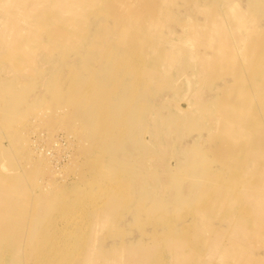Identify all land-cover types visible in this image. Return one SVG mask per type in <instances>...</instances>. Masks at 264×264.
I'll use <instances>...</instances> for the list:
<instances>
[{
    "label": "bare ground",
    "instance_id": "6f19581e",
    "mask_svg": "<svg viewBox=\"0 0 264 264\" xmlns=\"http://www.w3.org/2000/svg\"><path fill=\"white\" fill-rule=\"evenodd\" d=\"M188 1L193 2L181 0V3ZM178 7L176 0H0V58L6 59L19 73L35 74L37 79L33 85L23 86L11 94L0 92V115L6 125L16 123L26 112H34L42 102L47 107L70 108L76 99L72 109L77 121L60 128L70 130L81 139L86 137L89 147L96 152L107 153L112 171L117 167L118 144H123L126 137L127 118L131 127H140V133L144 123H154L156 137L198 128L196 123H189L198 115L208 116L207 123L214 127V135L208 140L212 151H192L182 142V156L175 155L177 166L174 168L171 162L167 163V146L159 145L155 151L150 144L139 143L138 135L127 133L132 144L128 156L135 155L139 166L145 165L144 158L153 157V165L171 178L162 174L161 182L173 185L175 195L184 198L176 214L159 206L156 194L152 193L131 204L129 223L140 232V237L124 239L120 221L113 219L122 214L117 211L121 202L131 201L126 195L128 183L115 179V173H105L99 162L87 167L90 178L95 181L90 187H97V192L107 199V204L100 205L101 210L96 213L97 219L100 218L96 223L102 225L96 232L107 233L110 227L119 226L107 234L111 242H101L98 246L89 241L77 245L72 230L56 225L72 210L84 207L82 203L92 197L88 191L76 195L58 186L52 193L46 188L45 199L38 203L33 199V203L23 200L19 196L21 186L35 179L24 168L23 173H17L19 167L11 163L12 169L4 171L0 161V264H191L192 261L194 264L195 261L198 264H264V257L258 258L249 248L250 243L264 238V0L255 4L253 13L236 12L238 21L231 26L221 24L218 11L200 10L204 22L192 17L175 29L171 27L175 15L170 11ZM226 14L234 21L232 11ZM168 19L171 23L165 32L161 27ZM248 19L255 21L252 29L245 26ZM198 46L205 52L200 53ZM137 64L142 65L140 71L135 70ZM160 66L166 75L177 72L188 80L183 92L188 108L173 104L177 112L155 117L150 109L162 106L164 100L152 96L156 94L138 85L135 79L143 78L147 84L148 70L150 74L151 67L155 70ZM66 67L70 73L81 76L73 77L79 81L70 89L65 87L63 77ZM188 69L197 71V84L188 78ZM206 69L212 79L215 73L222 79L218 88L202 99L215 107L217 118L208 115L209 110L204 108L198 109L197 116L189 109L192 105L189 98L198 94L203 79L200 73L204 74ZM176 83H167L169 90L180 88V83ZM9 88L13 89L0 85V91ZM143 90L144 99L138 96ZM87 112L88 118L84 120ZM142 113H145L144 119ZM43 114H48L45 109ZM103 118L106 123H101ZM112 119L117 123H112ZM164 120L167 122L162 123ZM179 123L183 124L181 129L174 127ZM201 123L204 122L201 120ZM50 132L40 130L33 135L40 138L44 133L46 139L55 141ZM34 142L35 138L29 137L28 152L34 159L44 158L45 150L33 148ZM68 143L73 145L71 141ZM222 143L230 147L224 149L220 146ZM11 145L0 146V159L9 160L17 148ZM79 150L84 155L89 152L82 146ZM209 156L223 168L214 169L207 160ZM22 160L29 162L25 155ZM85 172H78L77 176H85ZM96 173L101 176L99 179L93 177ZM223 178H226L224 193L219 196L221 200L214 201L215 182L218 184ZM78 180L73 181L78 183ZM81 180L85 182L84 178ZM243 184L251 187L250 192L237 200L228 199ZM111 187L113 191L109 190ZM118 187H122V193H118ZM186 196L192 201H186ZM209 202L221 209L219 216L206 208ZM244 208L249 210L250 217H242L241 224L238 221L234 224L235 215ZM34 221L41 223L37 229L31 225ZM129 228L126 231L133 229ZM192 241L195 246L190 245Z\"/></svg>",
    "mask_w": 264,
    "mask_h": 264
},
{
    "label": "rangeland",
    "instance_id": "374dc122",
    "mask_svg": "<svg viewBox=\"0 0 264 264\" xmlns=\"http://www.w3.org/2000/svg\"><path fill=\"white\" fill-rule=\"evenodd\" d=\"M258 2L259 0L258 1L257 0H193V2L188 1L187 3H184L183 5V3H181V0H176V4L179 6L178 9H175L174 11L173 10L170 11V13H173L175 15V18L172 19L173 23H171L170 19H168L167 21L164 22L163 26L161 27V30H164L166 32L167 27L170 26V23H171V27L174 26L173 28L176 29L178 26L184 24L185 21L187 20L189 21L190 19H192V17H194L195 19L196 18L198 19L199 17L200 20L204 22L205 17L199 13L200 10L218 11L220 13V16L218 17L221 18V24H224L225 26H231L234 22L238 21V15L236 14V12H240L243 15L247 13H253V7L255 6V4H258ZM229 11H232L234 13V15L229 14L231 15V17L233 16L234 21H232L229 18V16H227L226 12L228 13ZM254 24H255V21L253 19H248L247 22L245 23V26L247 27V29L249 28L252 29ZM161 45H165V44L161 43ZM172 47L173 46H171V48ZM197 50L200 53L205 52V49L202 46H198ZM90 61H93V60H90ZM38 64H41L39 59H38ZM88 64L89 62L87 63V65ZM26 65L28 67H31L29 63H26ZM75 65H77L78 67H83L79 63H75ZM139 65L140 66H138V64L135 65V70H138V71L141 70L140 68L142 67V65L141 64ZM135 70H134V73H135L134 78L137 75ZM144 72L146 71L144 70ZM214 72H217V71L214 70ZM218 72H220V70ZM187 73L189 74L188 78L191 81L194 80L196 83L197 71L195 72V71L188 69ZM170 74L166 75L165 73H163L161 66L159 69H155V70L152 69L151 67L150 74L148 70V75H147L148 79L146 80L148 81L147 84L145 83V80L143 78L138 77V79H135V81L137 80L138 85H142L143 88L146 86L148 88V91L156 94L152 96L158 97V99L161 101L162 99L164 100L163 101L164 104L162 106L158 105V107L150 109V114L155 117L157 116V114H160V113L177 112L176 110L177 107L175 108L173 104H176V105L180 104L181 106L187 105V108H188V104L186 102L187 97L186 98L183 97L184 96L183 92L186 91L185 83H187L188 80L186 81V78H184L183 76L181 77L178 76L177 72H174L171 75ZM200 75L201 76L203 75V79L200 82L199 90L197 91L198 94L196 95V97L198 95L200 97L198 96L199 98L197 100L195 99L196 97L195 98L192 97L191 99L189 98V100L191 101L190 103H192V105L189 106V109L193 114L195 113L200 114L198 109L204 108L206 110H209L208 115H212L214 118H217L215 107L213 108L210 102L202 101V99L204 100L206 96H209L211 92H213V89H217L218 86L221 84L222 79L219 78L220 77L219 73H215L214 78L212 79V75L209 69H206L204 71V74L200 73ZM74 76H80V75L70 73L68 67H66L63 73V77L66 80L65 87L67 89H70V87L73 84H77V82L79 81V80H74L73 79ZM177 78L179 79L177 81H174ZM222 78H228V77L222 76ZM36 81L37 79L35 77V74L25 75V74L19 73L16 69H13L10 66V63L6 59L0 58V85L11 86L13 88V89L9 88L7 90H2L0 92L4 94H11L19 90L23 86L25 87V86L33 85ZM174 82H177L176 84L180 83V88H176L175 90H169L170 88L167 87L168 85L167 83L171 84ZM143 91L141 92L140 95L138 94V96H141L142 99H144V94H145V91L144 92ZM137 92H138V89H136L135 93ZM146 101H148L147 98H146ZM75 104H76V99L73 101L72 107L70 108L65 107V106L64 107H55V106L47 107L42 102L39 105V108L35 110L34 112H31V113L26 112L25 114L20 116L17 121H15L16 123H7V125L6 123L2 121L1 115H0V146L8 147V146H12L11 144H14L17 147L16 149L13 150L9 160L8 158H4V157L0 159L1 164H3L5 168V169L3 168V170L9 171L10 169H12L10 166V163H11L19 167L17 169L18 172L16 171L17 173H23L24 169H26L29 175H32L33 178L35 179V181L31 183L28 182L27 180L26 184H23L21 186L22 188H21V191L19 192V196L23 200L29 199L30 202H32V199H33L34 202L38 203L41 200L45 199L46 188L49 189V191L46 190L47 192L52 193L54 190L56 191L57 187L59 186L58 189L60 188L65 189L71 194H73L72 192H74L76 195L83 194L84 190L88 191L92 195V197H90L89 199L87 198L85 200L86 202L84 201L82 203V206L84 207L82 208L79 207L77 209L72 210L68 215L63 216L56 224L61 229L68 228V230H72L74 233L72 238L77 241L76 242L77 245H79L82 242H88V241L89 243L94 242L93 244L95 246H98L101 242L109 243L111 242L112 239L107 234L112 233L114 228L119 227V226L110 227L107 233H102L100 230L96 232V230L98 228L101 229V226H102L96 223L97 220L100 219V218L97 219L96 213L99 212V210H101L99 208L100 205L107 204V199H105L101 194H99V192H97V187H90L95 183V181L90 178L89 171L86 169L87 167L94 165L95 162L100 163V167L106 171L105 173H108V174L115 173V179L122 181V182L126 181L128 183L126 195L129 196L130 198L129 201L130 200L131 201L128 203L126 201L121 202V206L117 208V211L122 213L121 216L113 217V219L120 221L119 222L120 227L121 229L124 230V233H123L124 239L135 238L140 234V232L136 230L135 226L129 223L132 219V216L130 215V212L128 211V207H130L131 204H134L135 201H137V199L141 197L148 198L147 193H152L153 195L156 194V202L159 203L158 205L161 206L162 208L165 206V209L171 212L173 211L175 214L179 212L180 206L183 203L182 201L184 198L182 199L178 195L177 196L175 195V191H174L175 188L173 187V185H171L170 183L164 184L160 180L162 177H164L162 176V174L170 178L169 174L162 173L158 167L153 165V159H154L153 157L144 158L143 159L145 162L144 166L142 165L139 166L136 163V158H134L135 155H131V157H129L128 154L129 152H131L130 148L132 144H131V140L128 137L127 133L129 134V132L131 133L133 132L134 134L138 135L139 143H143L144 145L150 144L151 146H153L155 151H158L159 145L167 146L168 147L167 153H169L168 155L165 153V156H167V163L169 164L171 162L170 163L171 167L174 168L175 165L177 166V164H175V161H177V158L175 155L182 156L181 148H180L182 142L185 145L187 144V146H189V148L192 149V151L196 149H203L206 152L208 151V153L212 151L210 150L211 148L208 143V140L210 139L209 138L210 136L214 135V132H213L214 127L213 125H211V123H207V120H209L208 116L202 117L199 115L197 116L195 114L197 117L194 119V122L191 121L189 123H196L198 128H192L186 131L185 133H180L178 135H171L169 137H166V136L164 137L162 134H157V137H156V134H153L154 133V128H153L154 123H144L142 132L140 133L138 131L140 127L139 126H135L134 128L131 127L129 123V119L127 118L125 121V123H127L126 124V128H127L126 137H124L123 139V144L122 143L118 144L120 151L116 153V155L118 156L117 163H116L117 167L115 168L114 171H112L111 168L109 167L110 166L109 164L110 156L107 153L96 152L93 148L89 147L90 142L88 141L86 137L81 139L77 134L75 135L74 133H70L71 132L70 130H63L60 128L61 125L68 124L69 122H72V120L77 121L75 112L72 109ZM187 108L181 109V110H186ZM44 109L46 110L48 114H43ZM145 111H147L146 107H145ZM88 115H89V112L85 114L84 120H87ZM144 116H145V113H142L143 119H144ZM201 120L204 123H201ZM166 122L167 120H164L162 123H166ZM101 123H106L104 118L102 119ZM112 123H117V122L114 119H112ZM174 127L181 129L183 127V124L182 123H179L178 125L174 124ZM36 128L38 130L35 131L34 129ZM40 130H47V131L50 130L51 131L50 133L54 135V136L51 135L53 136L52 139H54L55 137V141L54 140L51 141V138L46 139L44 133H41L40 138L37 137L36 135H33V133L38 132ZM138 132L140 134H138ZM143 134H144V137H142ZM15 136L20 137V139L15 140L13 138ZM29 137L32 139L35 138V141H36L34 142L35 144L34 143L32 144V147L35 146V148L40 149L41 152L45 150V152L42 153L44 158L34 159L32 155L28 152ZM36 138H38V140H36ZM163 139L168 141L167 143L169 144H165V141ZM66 140L68 142L71 141L73 145L70 146V144ZM228 145L229 144L227 143L226 144L222 143L220 146L225 149V148L230 147ZM81 146L84 147V149L89 150V152L86 155H84L83 151L81 152V150H79ZM187 150L184 149L183 151H185V153H188ZM185 153L183 155H186ZM24 155L29 159V162H24L22 160ZM153 156H157V155H153ZM174 156L175 158L173 159ZM203 158H206L204 154H203ZM207 160H210V165L213 168L215 167L214 169L223 168L222 164L218 161L214 162L211 156H209ZM84 170L86 171L85 176H77L78 172H82L83 174ZM10 172H13V171H10ZM174 172H176V170H174ZM93 177L96 179L97 178L99 179L101 176L96 173V174H93ZM83 178L85 179V182L83 181L82 183L81 179ZM252 178L253 176L250 175V179ZM76 179L77 180L80 179L81 181L78 180V183L76 181H73ZM151 179H154L153 182L150 181ZM200 179H203V178L200 177ZM137 180H139V184L137 183ZM225 182H226V178H223L221 182L218 184L215 182L214 197H213L214 201L221 200L219 196L224 193L223 185L226 184ZM61 184H63L62 187H61ZM75 187L78 188L79 190L78 191L74 190ZM105 187L106 185L102 186V188H105ZM183 189L185 188L183 187ZM109 190L113 191V187H111ZM250 190H251V187H249L246 184L245 185L243 184V186H241L237 190L232 191L228 199L237 200V197L246 195L247 193L250 192ZM122 192H123L122 187H118V193H122ZM100 193H103V190ZM189 193H192V192H189ZM193 193H196V192H193ZM189 199L190 197L186 196V201ZM87 200H89V202ZM206 204H207L206 208H209V210L212 211L215 216L220 215L221 209L218 206H216V203L209 202ZM83 211L85 212V215ZM241 211H242V215H241ZM79 212L81 214H79ZM78 215H80V217ZM242 217L243 218L250 217L249 210H247L246 208L241 209L235 215V219L233 223L235 224V222L238 221L239 224H241ZM189 218L190 217H188L187 215L186 219L189 220ZM133 220H134V217H133ZM216 222L217 221H215V223ZM77 223L78 224L81 223L80 226ZM60 224L61 225L63 224V225L61 226ZM31 225L33 226L35 225V229H37L41 225V223L39 221H34ZM94 226H96L97 228L94 229ZM129 227L133 229L126 231V229H128ZM189 237H192V234H190ZM14 242H15V239L12 237L11 239L12 245ZM185 244H189V243H185ZM191 244L195 246L194 241L190 242V245ZM250 244H251L249 247L250 250L253 253H256L255 255L258 258L264 257V238L263 237H261L257 241L252 242ZM50 245L52 247V243H50ZM121 259H123V257H121ZM195 262H196L195 264H198L197 261ZM191 264H194L193 261L191 262Z\"/></svg>",
    "mask_w": 264,
    "mask_h": 264
}]
</instances>
